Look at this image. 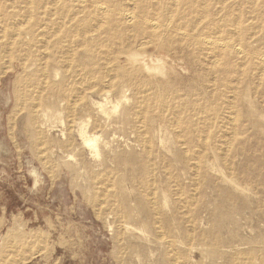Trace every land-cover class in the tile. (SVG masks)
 I'll return each instance as SVG.
<instances>
[{
	"label": "rangeland",
	"instance_id": "obj_1",
	"mask_svg": "<svg viewBox=\"0 0 264 264\" xmlns=\"http://www.w3.org/2000/svg\"><path fill=\"white\" fill-rule=\"evenodd\" d=\"M82 1L0 0V264H264V0Z\"/></svg>",
	"mask_w": 264,
	"mask_h": 264
},
{
	"label": "bare ground",
	"instance_id": "obj_2",
	"mask_svg": "<svg viewBox=\"0 0 264 264\" xmlns=\"http://www.w3.org/2000/svg\"><path fill=\"white\" fill-rule=\"evenodd\" d=\"M76 1V0H75ZM82 1V0H81ZM83 2V1H82ZM131 2V1H130ZM176 2V1H175ZM59 3V2H58ZM81 3V2H80ZM53 4V3H52ZM82 4V3H81ZM175 5V4H174ZM206 6V5H205ZM96 7V6H95ZM94 7V8H95ZM128 8V7H127ZM98 9L100 10V11H102L101 9H100V7L98 6ZM132 9V8H131ZM104 10V9H103ZM106 11V10H105ZM108 11V10H107ZM111 11H114V10H111ZM118 12V11H117ZM101 13V12H100ZM120 17L122 18V20H124L125 22H127V23H131V22H133V21H136L137 19H138V17L130 10V11H128V10H125V11H121L120 13ZM103 15H104V13H103ZM156 15V14H155ZM202 15V14H201ZM203 16V15H202ZM169 17H171L170 15H169ZM168 17V19H170ZM155 19V18H154ZM148 21V20H147ZM147 21L145 22V19H144V23H147ZM150 22V21H149ZM153 22V21H152ZM151 22V23H152ZM153 23H155V22H153ZM25 24V23H24ZM150 25V24H149ZM158 25V24H157ZM157 25H154V24H152V25H150L151 26V29L152 30H154V29H156V26ZM158 27H159V25H158ZM166 27V26H165ZM167 27H169V26H167ZM237 28V27H236ZM163 31V30H162ZM237 32V31H236ZM153 33V32H152ZM184 33V32H183ZM185 34V33H184ZM165 36V35H164ZM188 36V35H187ZM213 36V35H212ZM214 37V36H213ZM239 38V37H238ZM201 39V38H200ZM199 40V39H198ZM204 40V39H203ZM206 40V39H205ZM204 40V43L206 42L208 45H211V47H212V44L214 45V43H213V41H210V39L208 38L207 39V41H205ZM153 41V40H152ZM201 41V40H200ZM147 42V41H146ZM226 42V41H225ZM225 42H222V43H225ZM217 43V42H216ZM215 43V44H216ZM231 44H232V42H230ZM206 44V45H207ZM228 44V43H227ZM221 48L222 47H224L223 46V44H218ZM217 45V47H219ZM236 46V45H235ZM238 46V45H237ZM225 47H226V45H225ZM239 47V46H238ZM210 48V47H209ZM231 49L232 50H235V52L237 53V52H239V51H242V50H239L240 48H235L234 47V44H233V46L231 47ZM212 50V49H211ZM245 51H243L242 53H244ZM237 54H239V53H237ZM243 55V54H242ZM262 60V62L264 63V59L262 58L261 59ZM214 62V61H213ZM216 63H217V60H216ZM215 63V64H216ZM10 64V63H9ZM18 66V65H17ZM214 66V65H213ZM71 96V95H70ZM87 129V128H86ZM159 129V128H158ZM95 139V138H94ZM94 139L93 138H90V137H88V136H86L85 135V143H86V145L87 146H92L93 148H95V146H96V144H94ZM85 146V145H84ZM86 147V146H85ZM90 149V148H89Z\"/></svg>",
	"mask_w": 264,
	"mask_h": 264
}]
</instances>
